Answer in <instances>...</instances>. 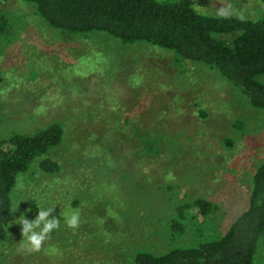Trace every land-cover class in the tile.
<instances>
[{"label":"rangeland","instance_id":"374dc122","mask_svg":"<svg viewBox=\"0 0 264 264\" xmlns=\"http://www.w3.org/2000/svg\"><path fill=\"white\" fill-rule=\"evenodd\" d=\"M229 3L244 19L264 20V3L258 0H198L205 8ZM0 13L11 25L10 39L1 41L0 134H33L54 123L66 133L62 146L51 152L62 171L34 170L15 189L0 264H89L90 253L110 260L103 240L91 238L93 229L100 235L113 227L105 222L104 203L126 221L111 238L126 240L130 255L105 264H134L136 249L164 253L183 241L193 244L192 229L183 241L167 233L183 203L202 198L216 204L217 212L202 221L222 235L247 210L253 175L264 162V110L252 107L239 90L173 51L144 42L126 45L107 34L57 31L23 0H0ZM260 81L264 84V76ZM88 145L92 152L104 151L117 167L86 186L81 168ZM60 188L57 196L50 194ZM93 188L99 199L91 197ZM44 198L54 200L53 216L61 226L39 252L19 250L22 227L14 221L34 220V205L50 208ZM69 207L80 212L78 229L64 225ZM112 249L123 252L119 245ZM255 264H264L263 245Z\"/></svg>","mask_w":264,"mask_h":264},{"label":"trees","instance_id":"16d2710c","mask_svg":"<svg viewBox=\"0 0 264 264\" xmlns=\"http://www.w3.org/2000/svg\"><path fill=\"white\" fill-rule=\"evenodd\" d=\"M23 1L34 6L47 25L65 34H107L126 45L144 42L173 51L182 61L200 64L216 72L239 90L252 107L264 110V84L260 81L264 76V20L241 21L235 17L217 19L197 15L193 11L195 0ZM258 1L264 3V0ZM10 27L9 19L0 13V54L1 41L10 39ZM225 36H232L233 39H220ZM2 81L0 73V83ZM65 134V128L60 123L38 129L33 134L17 133L8 138L0 134V245L8 237L7 227L14 212L13 193L22 178L34 170L33 174L40 171L47 175H57L62 171L51 152L62 146ZM228 144L232 146V142ZM86 150L82 159L86 166L81 168L85 185L97 184L104 177L111 176V169L117 167V162L106 159L101 149L95 148L92 152L88 145ZM94 190L96 188L91 190V197L99 199L100 193ZM60 192L61 188L57 192L50 191V194L57 196ZM44 199L51 208L54 200ZM78 204L73 206L78 207ZM104 204L108 206L102 211L105 222L113 225L114 229L99 228L102 229L100 235L98 230L93 229L91 234L94 236L91 238L103 240L99 242L105 252L108 251L110 260L129 259L123 235L124 242L120 238L112 243L111 238L116 229L119 233L126 221L122 222L119 213L108 203ZM33 208L37 210V206ZM53 208H56L55 205ZM217 210L216 204L202 198L179 205L167 233L173 241H183L192 229L194 243L183 241V244L175 245L164 253L136 249L131 253V260L134 264H255L259 247L264 246V162L253 175L247 210L223 235L217 230L210 232L208 223L202 221L213 216ZM117 245L123 247V252L113 251L112 248ZM90 254L89 264L110 261L108 257L104 261L94 253ZM123 255L126 258L122 259Z\"/></svg>","mask_w":264,"mask_h":264},{"label":"clouds","instance_id":"9594fccd","mask_svg":"<svg viewBox=\"0 0 264 264\" xmlns=\"http://www.w3.org/2000/svg\"><path fill=\"white\" fill-rule=\"evenodd\" d=\"M213 9L214 12L210 13L209 10ZM193 11L197 15L207 16L212 14L217 19H229L235 17L242 21L245 18L243 13L237 10L231 3L224 5V7L220 9H217L214 4L213 6L205 8L199 6L197 0V3L193 5ZM37 210L38 215L32 221H29L25 216H21L14 221L22 227L23 240L21 243H18L20 246L19 250L31 253L39 252L45 242L49 239L50 234L53 233L54 230H58L61 226V219L53 216L56 208H46L38 205ZM80 219V212L77 209L69 207L63 213L64 225L69 229H78Z\"/></svg>","mask_w":264,"mask_h":264}]
</instances>
